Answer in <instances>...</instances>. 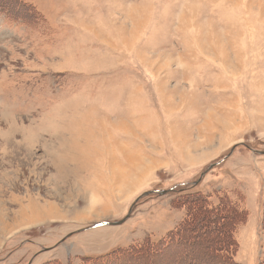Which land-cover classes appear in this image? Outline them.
Listing matches in <instances>:
<instances>
[{
    "label": "rangeland",
    "instance_id": "rangeland-1",
    "mask_svg": "<svg viewBox=\"0 0 264 264\" xmlns=\"http://www.w3.org/2000/svg\"><path fill=\"white\" fill-rule=\"evenodd\" d=\"M17 1L0 0L28 20L0 13V264H192L191 237L145 246L199 195L242 212L231 264H264V0Z\"/></svg>",
    "mask_w": 264,
    "mask_h": 264
},
{
    "label": "trees",
    "instance_id": "trees-1",
    "mask_svg": "<svg viewBox=\"0 0 264 264\" xmlns=\"http://www.w3.org/2000/svg\"><path fill=\"white\" fill-rule=\"evenodd\" d=\"M14 2H18L17 0H13ZM1 2H5V0H1ZM20 2V1H19ZM8 6V5H7ZM21 6V4H20ZM18 7V6H17ZM17 9V8H16ZM22 9V8H21ZM8 8L3 7L0 5V13L5 17L6 20L10 22H16L25 24L24 22L28 21L25 18L19 17L16 13H8ZM19 11V9H17ZM28 13H31L29 16H33V12L31 10H28ZM3 12H7L3 13ZM19 14V12H18ZM25 15V14H22ZM177 188H173L171 192H174ZM185 189L178 188L177 193L183 192ZM190 211L187 210L186 217H185V223L193 224V226L189 228H185L184 225L179 227L175 233L170 235L164 240L163 243L160 245H163L162 247L164 250L158 248L160 245H146L145 250H148L147 253L149 255L155 253V254H161L165 250H168L173 242H177L178 245L182 239H184L186 236L191 237V240L193 242L194 246L188 245V249L191 247L193 248H199V254L193 255L189 254L187 252L185 258H191L193 260L192 264H195L199 262L201 259H206L209 261H224L225 264H231V258L234 256V247H235V240L233 238V231L236 229V227L242 223L243 218L241 219V211H237L235 209H228L226 210V204H219L218 207L210 209L206 198L202 197L201 195L193 197L189 201H186L183 203ZM194 222V223H193ZM190 233V234H189ZM196 233V234H195ZM189 239V238H188ZM190 241V239H189ZM183 242L180 243L179 249L183 250ZM191 246V247H190ZM194 252V250H192ZM131 254L134 252L130 251ZM201 256L203 258H201ZM180 258V260H179ZM183 255H178L175 260H179V262L183 261ZM137 261L142 262L144 259L140 257L135 258ZM125 262V260H124Z\"/></svg>",
    "mask_w": 264,
    "mask_h": 264
},
{
    "label": "bare ground",
    "instance_id": "bare-ground-1",
    "mask_svg": "<svg viewBox=\"0 0 264 264\" xmlns=\"http://www.w3.org/2000/svg\"><path fill=\"white\" fill-rule=\"evenodd\" d=\"M64 175V174H63Z\"/></svg>",
    "mask_w": 264,
    "mask_h": 264
}]
</instances>
